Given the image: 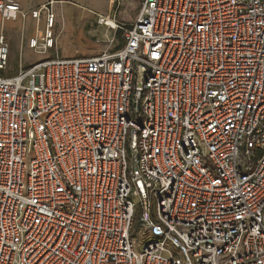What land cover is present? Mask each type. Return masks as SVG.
I'll return each mask as SVG.
<instances>
[{"label":"built area","instance_id":"1","mask_svg":"<svg viewBox=\"0 0 264 264\" xmlns=\"http://www.w3.org/2000/svg\"><path fill=\"white\" fill-rule=\"evenodd\" d=\"M100 1L63 58L55 0H0V264H264V0ZM19 20L53 54L10 75Z\"/></svg>","mask_w":264,"mask_h":264},{"label":"rangeland","instance_id":"2","mask_svg":"<svg viewBox=\"0 0 264 264\" xmlns=\"http://www.w3.org/2000/svg\"><path fill=\"white\" fill-rule=\"evenodd\" d=\"M22 4L23 10L29 12L48 0H26ZM50 1V0H49ZM141 0H131L122 8L117 20L127 25H132L139 8ZM56 14V41L57 48L54 50L63 58L94 56L109 49V43L115 33L108 31L105 26L98 24L99 15H107V4L100 0H55L53 5ZM1 24V23H0ZM29 21L19 20L8 22L6 35L10 44L11 60L8 74L14 75L22 67H28L51 52L28 51L23 48L27 38L33 31ZM122 39L116 37L115 44L118 46ZM141 241L145 239V231L140 233ZM140 242V241H139ZM141 244V242H140ZM137 252L139 250L137 249ZM165 257L169 254L165 253Z\"/></svg>","mask_w":264,"mask_h":264},{"label":"trees","instance_id":"3","mask_svg":"<svg viewBox=\"0 0 264 264\" xmlns=\"http://www.w3.org/2000/svg\"><path fill=\"white\" fill-rule=\"evenodd\" d=\"M116 37L122 39V43H123V33L122 32H118L116 34ZM122 43L120 44V46L122 45ZM138 231H139V227H138V218H137L136 219V224H135V227H134V230H133V237H136Z\"/></svg>","mask_w":264,"mask_h":264},{"label":"crops","instance_id":"4","mask_svg":"<svg viewBox=\"0 0 264 264\" xmlns=\"http://www.w3.org/2000/svg\"><path fill=\"white\" fill-rule=\"evenodd\" d=\"M16 1H19V2H21L22 4H24V3H26L27 1L26 0H16ZM53 53H50V54H47V56H51Z\"/></svg>","mask_w":264,"mask_h":264},{"label":"bare ground","instance_id":"5","mask_svg":"<svg viewBox=\"0 0 264 264\" xmlns=\"http://www.w3.org/2000/svg\"><path fill=\"white\" fill-rule=\"evenodd\" d=\"M110 22V21H109Z\"/></svg>","mask_w":264,"mask_h":264}]
</instances>
